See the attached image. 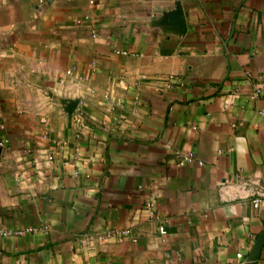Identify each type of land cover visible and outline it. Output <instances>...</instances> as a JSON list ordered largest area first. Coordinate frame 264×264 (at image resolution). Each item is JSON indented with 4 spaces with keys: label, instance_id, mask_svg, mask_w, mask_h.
Segmentation results:
<instances>
[{
    "label": "crops",
    "instance_id": "0c3cea01",
    "mask_svg": "<svg viewBox=\"0 0 264 264\" xmlns=\"http://www.w3.org/2000/svg\"><path fill=\"white\" fill-rule=\"evenodd\" d=\"M0 144V264H264V0H0Z\"/></svg>",
    "mask_w": 264,
    "mask_h": 264
},
{
    "label": "built area",
    "instance_id": "2783aa9c",
    "mask_svg": "<svg viewBox=\"0 0 264 264\" xmlns=\"http://www.w3.org/2000/svg\"><path fill=\"white\" fill-rule=\"evenodd\" d=\"M95 2H92L91 5H94ZM120 54H123V55H127V52H118ZM259 96V92L256 93V97ZM75 115L78 116V117H81V118H84L86 116V112L84 111V109L81 107V106H77L76 109H75ZM1 146H3V144H0ZM193 155H189L185 158H183L181 164H185V163H192L193 162ZM153 207H154V204L152 202L148 203L146 205V209H148L149 211H152L153 210ZM35 230L33 228H28V229H24V230H20V231H17L15 233H12V232H4V233H1L3 236H24L26 234H31V233H34ZM159 233L160 235L164 236L166 235V231H165V228L163 226H161L159 228ZM121 236H126V235H129V231H126V232H121L120 233ZM238 257L240 258L241 256L238 255Z\"/></svg>",
    "mask_w": 264,
    "mask_h": 264
}]
</instances>
